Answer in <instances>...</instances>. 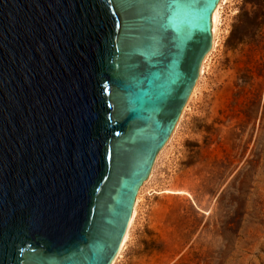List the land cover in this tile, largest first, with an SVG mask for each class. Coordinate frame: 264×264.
I'll list each match as a JSON object with an SVG mask.
<instances>
[{"label":"water","instance_id":"water-1","mask_svg":"<svg viewBox=\"0 0 264 264\" xmlns=\"http://www.w3.org/2000/svg\"><path fill=\"white\" fill-rule=\"evenodd\" d=\"M220 1L0 0V264L114 263Z\"/></svg>","mask_w":264,"mask_h":264},{"label":"rangeland","instance_id":"rangeland-1","mask_svg":"<svg viewBox=\"0 0 264 264\" xmlns=\"http://www.w3.org/2000/svg\"><path fill=\"white\" fill-rule=\"evenodd\" d=\"M246 9L221 5L216 45L114 264H264V37L231 39Z\"/></svg>","mask_w":264,"mask_h":264},{"label":"trees","instance_id":"trees-1","mask_svg":"<svg viewBox=\"0 0 264 264\" xmlns=\"http://www.w3.org/2000/svg\"><path fill=\"white\" fill-rule=\"evenodd\" d=\"M245 4L247 9L243 19L231 34V39L236 45L264 37V0H245ZM244 82H249V80ZM204 128L208 132L211 130L210 126ZM191 208L194 210L193 206Z\"/></svg>","mask_w":264,"mask_h":264},{"label":"bare ground","instance_id":"bare-ground-1","mask_svg":"<svg viewBox=\"0 0 264 264\" xmlns=\"http://www.w3.org/2000/svg\"><path fill=\"white\" fill-rule=\"evenodd\" d=\"M225 2V0H221L219 3H218V6L216 7V9H215V11H214V13H213V17H212V21H213V29H212V31H213V34H212V39H213V42H212V48L214 49V47H215V45H216V33H217V26H218V20H219V10H220V7H221V5L223 4ZM211 48V49H212ZM207 58H208V56H205V58H204V60L203 61H206L207 60ZM203 64H202V66H201V70H200V73L201 72H203ZM151 174V173H150ZM141 189V188H140ZM139 192H140V190H139ZM139 193H138V195H137V198H136V203H135V206H134V210H133V213H132V217H131V220H130V223H129V227H128V229H127V232H126V234H125V236H124V239H123V241H122V245H121V249H120V251H119V253H118V256H117V258L119 257V256H121V253H122V251L124 250V248L126 247V244H127V241H128V239H129V235H130V230H131V227H132V225H133V223H134V220H135V217H136V209H137V203H138V200H139ZM116 258V259H117ZM116 259H115V261H116ZM114 261V262H115ZM114 264V263H113Z\"/></svg>","mask_w":264,"mask_h":264},{"label":"crops","instance_id":"crops-1","mask_svg":"<svg viewBox=\"0 0 264 264\" xmlns=\"http://www.w3.org/2000/svg\"><path fill=\"white\" fill-rule=\"evenodd\" d=\"M117 259H118V258H117ZM117 259H116V260H117ZM114 263H115V262H114Z\"/></svg>","mask_w":264,"mask_h":264},{"label":"snow or ice","instance_id":"snow-or-ice-1","mask_svg":"<svg viewBox=\"0 0 264 264\" xmlns=\"http://www.w3.org/2000/svg\"><path fill=\"white\" fill-rule=\"evenodd\" d=\"M165 7H167V5Z\"/></svg>","mask_w":264,"mask_h":264}]
</instances>
